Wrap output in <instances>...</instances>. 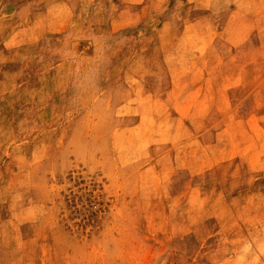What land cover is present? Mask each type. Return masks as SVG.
<instances>
[{"label": "rangeland", "instance_id": "obj_1", "mask_svg": "<svg viewBox=\"0 0 264 264\" xmlns=\"http://www.w3.org/2000/svg\"><path fill=\"white\" fill-rule=\"evenodd\" d=\"M0 264H264V0H0Z\"/></svg>", "mask_w": 264, "mask_h": 264}]
</instances>
